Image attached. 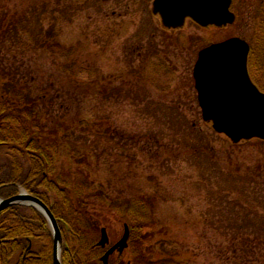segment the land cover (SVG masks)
<instances>
[{"label":"rangeland","instance_id":"rangeland-1","mask_svg":"<svg viewBox=\"0 0 264 264\" xmlns=\"http://www.w3.org/2000/svg\"><path fill=\"white\" fill-rule=\"evenodd\" d=\"M111 8L103 0H0V79L9 90L17 80L34 96L53 88L55 100L48 96L35 112L44 134L62 142V171L89 175L111 200L150 203L151 228L142 232L147 264L175 261V254L182 264H264V142L233 144L217 134L190 106L191 82L175 81L182 61L149 56L170 36L158 19L137 8L113 16ZM184 28L180 41L189 52L204 39L247 40L250 31L241 21ZM33 39L71 55L43 57L45 47ZM138 43L139 53L124 55ZM175 96L188 105L175 106ZM111 216L107 246L125 232L120 215Z\"/></svg>","mask_w":264,"mask_h":264},{"label":"trees","instance_id":"trees-1","mask_svg":"<svg viewBox=\"0 0 264 264\" xmlns=\"http://www.w3.org/2000/svg\"><path fill=\"white\" fill-rule=\"evenodd\" d=\"M233 1L238 20L250 28L249 67L264 92V0ZM33 43L45 47L42 55L49 59L64 56L68 60L71 55L54 42L33 39ZM63 67L68 68V64ZM4 79H0V198H12L24 189L50 209L62 233V264H103L102 257L120 240L111 239L109 248L99 244L102 230L114 219L113 212L120 215L123 227L128 226L130 238L128 248L110 256L109 264H147L144 249L149 235L143 236L142 232L151 228L146 222L152 219L150 203L142 197L141 201L111 200L89 175L80 170L76 174L62 171V142L44 134L35 112L41 106L47 107L48 96L50 102L55 100L51 96L53 88L47 86L42 94L34 96L14 79L12 89H7ZM77 80L72 72L70 81L83 90L85 84ZM101 90L108 94L106 87L101 86ZM58 95L64 96L61 92ZM110 132L107 134L112 135ZM99 137L106 136L99 132ZM53 245L48 221L36 209L15 205L0 212V264H54ZM182 263L181 255L175 254V261L158 264Z\"/></svg>","mask_w":264,"mask_h":264},{"label":"water","instance_id":"water-1","mask_svg":"<svg viewBox=\"0 0 264 264\" xmlns=\"http://www.w3.org/2000/svg\"><path fill=\"white\" fill-rule=\"evenodd\" d=\"M231 6L232 0H156L154 11L168 28L182 27L187 18L202 27L221 28L236 20ZM249 52L245 40L231 38L202 50L194 70L204 120L212 122L217 133L226 135L236 144L252 139L264 141V94L249 76ZM15 205L32 207L47 219L54 239V264H62V234L49 208L21 190L15 197L0 199V212ZM128 239L126 227L122 239L108 250L102 262L109 264L111 255L121 254L128 247ZM108 242L103 230L100 245L106 247Z\"/></svg>","mask_w":264,"mask_h":264},{"label":"flooded vegetation","instance_id":"flooded-vegetation-1","mask_svg":"<svg viewBox=\"0 0 264 264\" xmlns=\"http://www.w3.org/2000/svg\"><path fill=\"white\" fill-rule=\"evenodd\" d=\"M156 0H103V3L105 6H109L113 4V8H111L110 10L111 13H113V16H115V14L117 12L122 13H126V15L130 12V10L137 8V10L142 14L143 12L146 13L149 11L151 13V16L153 15L155 18L158 19V21L161 23L160 28L162 29V31H164L165 33L169 34L170 36L167 38H162L160 39V44L156 45V48H152L154 50L151 51V53L149 54V56L151 58H155L157 56H159V58H161L162 60L166 59H177V62L180 60V62L182 61L180 68H178L175 64V81H177L179 78L185 77L186 85L190 86V82H191V91L193 96H190L189 98L193 97L192 101L189 100V103L192 102L190 104V106H195L198 105L200 106V102H199V98H198V92L196 90V86H195V78H194V69L195 66L198 62L199 59V55L200 52L204 49H206L209 45L213 44V42L210 39H204L205 41H203V45L199 46L197 48H195L196 50H193L192 52L187 51V49L185 48V44H183V40L182 43L180 41V38L182 39L184 36H181V32L185 30L184 27H186L187 24L190 23V25H194L196 27H198V29H202L203 31H205L204 28H201L199 26H197L193 21L191 20H186L185 25L182 28H167L165 27V25L162 22V19L160 17L159 14H156L154 11V4H155ZM151 8V9H149ZM150 19L152 20V18L150 17ZM216 30H221V29H216ZM176 36V37H175ZM192 42L198 43L195 39L192 40ZM206 42V43H205ZM212 42V43H211ZM151 45H154V42L150 43ZM134 45H132L133 47ZM167 46H169V51L167 49ZM131 47V48H132ZM140 44L138 43V45H135L131 51L129 47H127V54L125 53L124 55H127L129 58L131 57V55L133 53H137L140 50ZM150 47L147 49L146 51V55L150 52ZM168 51L167 54H163L164 51ZM143 52V50H142ZM139 53V52H138ZM126 57V56H125ZM127 58V57H126ZM149 58V57H148ZM162 65V66H161ZM160 66L162 68H165L167 65L164 63H162ZM164 66V67H163ZM169 88V87H167ZM172 91V90H171ZM178 87L175 86V92H178ZM189 90V92H191ZM187 97V96H186ZM175 106H187L188 104L185 101V96H183L181 98V100L179 99V97L175 96ZM183 102V103H177V102Z\"/></svg>","mask_w":264,"mask_h":264},{"label":"bare ground","instance_id":"bare-ground-1","mask_svg":"<svg viewBox=\"0 0 264 264\" xmlns=\"http://www.w3.org/2000/svg\"><path fill=\"white\" fill-rule=\"evenodd\" d=\"M201 112H202V109H201Z\"/></svg>","mask_w":264,"mask_h":264}]
</instances>
